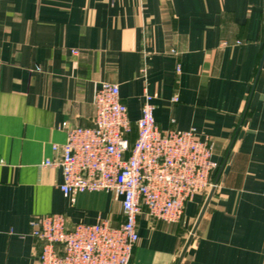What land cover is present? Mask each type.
<instances>
[{
	"label": "crops",
	"instance_id": "1",
	"mask_svg": "<svg viewBox=\"0 0 264 264\" xmlns=\"http://www.w3.org/2000/svg\"><path fill=\"white\" fill-rule=\"evenodd\" d=\"M263 49L264 0H0V264H38L33 216L122 221L111 192L65 194L41 165L63 121L93 124L102 81L132 121L147 92L161 131L213 143L215 188L180 264H264ZM207 193L176 222L141 212L129 264H176Z\"/></svg>",
	"mask_w": 264,
	"mask_h": 264
},
{
	"label": "built area",
	"instance_id": "2",
	"mask_svg": "<svg viewBox=\"0 0 264 264\" xmlns=\"http://www.w3.org/2000/svg\"><path fill=\"white\" fill-rule=\"evenodd\" d=\"M152 98L143 94L140 115L132 121L119 86L102 81L95 92L93 124L61 123L66 140L53 143L56 157L41 165L60 168L59 188L65 194L111 192L120 202L122 221L112 225L103 218L69 227L61 213L33 216L30 234L41 241L38 264H129L139 238L141 212L166 222L179 221L186 202L215 185L213 143L194 128L161 131L154 120ZM132 123L136 136L130 143Z\"/></svg>",
	"mask_w": 264,
	"mask_h": 264
},
{
	"label": "water",
	"instance_id": "3",
	"mask_svg": "<svg viewBox=\"0 0 264 264\" xmlns=\"http://www.w3.org/2000/svg\"><path fill=\"white\" fill-rule=\"evenodd\" d=\"M263 63H264V49H263V52H262V55H261V58H260V61H259V65H258V70H257V73H256V77L258 76V74H259V72H260V70H261V68H262V66H263ZM254 83H255V81H254ZM253 86H254V85H253ZM214 184H216V179H215V181H214ZM214 188H215V185H213V186L209 189V191H208V193H207V196H206V198H205V200H204V202H203V205H202V207H201V209H200V211H199V213H198V216H197V218H196V220H195V223H194V225H193V227H192V229H191V231H190V234H189V236H188V238H187V240H186V242H185V244H184V247H183V249H182V251H181V253H180V255H179V258H178L176 264H180L181 259L183 258L184 254H185V252H186L187 247H188L189 244L191 243L192 238H193V235H194V233H195V231H196V229H197V226H198V224L200 223V220H201V218H202V216H203V214H204V212H205V210H206V207H207V205H208V202H209V200H210V198H211V196H212V194H213Z\"/></svg>",
	"mask_w": 264,
	"mask_h": 264
},
{
	"label": "trees",
	"instance_id": "4",
	"mask_svg": "<svg viewBox=\"0 0 264 264\" xmlns=\"http://www.w3.org/2000/svg\"><path fill=\"white\" fill-rule=\"evenodd\" d=\"M135 127V126H134ZM136 128V127H135ZM135 136H136V133H135V135H134V133H133V126L131 127V131L128 133V135H127V138H128V140H129V142L131 143L132 141H133V139L135 138ZM203 193H206V192H203Z\"/></svg>",
	"mask_w": 264,
	"mask_h": 264
}]
</instances>
